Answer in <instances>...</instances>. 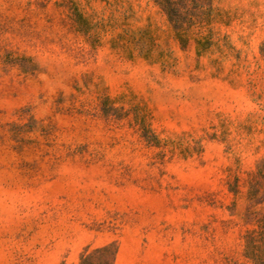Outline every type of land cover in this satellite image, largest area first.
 Here are the masks:
<instances>
[{
	"label": "rangeland",
	"instance_id": "obj_1",
	"mask_svg": "<svg viewBox=\"0 0 264 264\" xmlns=\"http://www.w3.org/2000/svg\"><path fill=\"white\" fill-rule=\"evenodd\" d=\"M263 43L264 0H0V264H264Z\"/></svg>",
	"mask_w": 264,
	"mask_h": 264
},
{
	"label": "trees",
	"instance_id": "obj_2",
	"mask_svg": "<svg viewBox=\"0 0 264 264\" xmlns=\"http://www.w3.org/2000/svg\"><path fill=\"white\" fill-rule=\"evenodd\" d=\"M177 36L181 42H184L181 32H177ZM260 52L264 57V43L261 46ZM248 183V195L250 198H257L261 191L264 192V159L257 164L256 172L250 175ZM257 226L259 230L251 233H256L257 238L249 237L246 242L247 253L255 260H258V255L264 246V219L261 221L259 220Z\"/></svg>",
	"mask_w": 264,
	"mask_h": 264
}]
</instances>
